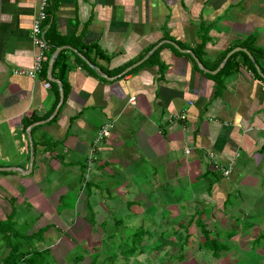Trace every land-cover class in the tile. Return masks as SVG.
I'll return each instance as SVG.
<instances>
[{"label": "crops", "instance_id": "obj_1", "mask_svg": "<svg viewBox=\"0 0 264 264\" xmlns=\"http://www.w3.org/2000/svg\"><path fill=\"white\" fill-rule=\"evenodd\" d=\"M39 2L0 0V221L11 219L20 234L43 229L19 249L55 247L64 257L83 241L81 251L96 254L99 240L90 238L98 226L120 223L118 232L125 218L153 222L188 204L198 207L203 217L194 222L205 225L207 238L205 221L258 225L251 243L262 252L264 0H46L44 60L47 67L56 52L66 64L64 96L57 66L58 83L46 80V68L27 74ZM105 125L108 134L99 136ZM68 192L72 201L62 202ZM169 224L173 235L182 227ZM126 228L125 239L138 229L151 234ZM235 229H225L224 239L238 237Z\"/></svg>", "mask_w": 264, "mask_h": 264}, {"label": "rangeland", "instance_id": "obj_2", "mask_svg": "<svg viewBox=\"0 0 264 264\" xmlns=\"http://www.w3.org/2000/svg\"><path fill=\"white\" fill-rule=\"evenodd\" d=\"M47 173V171L42 170V174L39 173L38 175L42 179H45ZM61 178L62 180L65 179L68 184H73V188L80 187L76 185V179H73V175L61 174ZM141 179L142 177L138 178V180ZM59 183L53 182L52 186H56L58 189H64L63 184L58 186ZM259 189V186L257 187V189H254L253 195L258 194ZM43 193L48 194L49 192L47 190H44ZM74 195L75 194H72L70 192L66 193V195L62 199V202L72 201ZM90 205H93V203H90ZM153 206V204L149 206L151 207L150 210H154L152 209ZM177 206L180 207L182 205L179 206V204H177ZM190 207L192 206L188 204H185L178 210H176V207H172V210H174L173 212L176 214L174 217H159L157 221L153 222H148V220L147 222H144L143 219L138 220L137 217H131L128 219L125 218V220H123V217H121V215H123L122 208H118L116 212V218H121L123 221H125V223L121 225V230L118 232H115L112 229L118 226L120 223L113 225L112 223L106 222L101 227L98 226V230L90 238L91 242H94L92 241V239L99 240V243L101 245V248L99 245L98 250L95 248L92 251L96 254L85 255L84 251H81L80 249V247H82L83 245V241H80L76 244L77 246L72 248V250L64 257L61 255L59 249L57 250V248L55 249V247H52L51 251L48 252V260L50 264H63L60 262L63 260L64 264H69L75 255L82 254L83 260L78 261L77 264H83V261L87 256H89L90 260L94 259L95 264H264V247H261V252V250H259V246L255 249L257 245L253 246L251 243V240L255 236V233H257L258 225H256V227L255 225H253L252 227H250L249 231L247 227L248 224L246 222H244L246 224H244L243 226L242 224L236 223L234 221L229 223H211V221H205L209 236L212 239L214 238L217 240L215 244H220L222 246L224 245L222 252L219 251V256L215 257L212 255V251L214 250V248L211 247V244L202 243L203 240L201 233L199 232L198 226L194 222L195 220H201L203 216H199L196 213L198 208L197 206L192 207L195 214L192 213L193 210ZM231 208H234L235 211L237 210L236 206H232ZM243 209L245 210L246 208ZM250 211L253 217L252 219H256L257 215L255 208H250ZM209 213L210 208H204L203 215L209 217ZM154 217L156 218V215ZM203 219H205V217ZM106 220H108V217H106ZM175 222H177L178 224H175ZM169 223H172V226L179 225V223L180 225H182V227L179 228L180 230L176 228V230L179 231L176 235H173L169 232V230H171L168 228L170 226ZM18 225V229L20 231H23V227H25V224L18 222ZM230 226L235 227V231L239 233L241 237H239L238 235V237L229 240L224 239L226 233L225 229ZM126 227H130L131 231L134 230L133 228L135 227H144L147 228L151 234L142 235V241L138 245L142 248V251L140 253H133L130 256L124 257L121 255L119 250L122 245L131 243L130 239H125L123 237V234L127 231ZM243 228H245V230H242ZM160 229L169 230H166L167 233L165 232L164 234L159 235L158 231H161ZM215 230H218L217 233L220 234L218 235V237L213 236L216 233ZM110 231L113 233V235H115V238L107 236ZM246 231L248 233H246ZM243 232H245L246 234H244ZM24 233L25 232H23V234ZM195 233H197L196 237ZM99 235H101L100 238ZM110 239H112L113 242H116V244H114V246H112L111 248L110 245L112 241ZM40 242L42 241L35 243ZM262 242H264V239ZM256 243L260 244V241H257ZM249 245H252L253 247L251 248L249 247ZM44 246V243L38 244V247ZM4 255L0 254V260ZM85 262L87 263V261Z\"/></svg>", "mask_w": 264, "mask_h": 264}, {"label": "trees", "instance_id": "obj_3", "mask_svg": "<svg viewBox=\"0 0 264 264\" xmlns=\"http://www.w3.org/2000/svg\"><path fill=\"white\" fill-rule=\"evenodd\" d=\"M49 47V45H48ZM59 55H57L53 61L52 67L57 66L58 67V78L61 82V88L63 85V81L61 79V76L64 74L66 69V64L63 62L58 61ZM46 59L44 62H42L41 71L44 73V70L46 68ZM63 96L64 91L62 88ZM58 96L56 95L57 101ZM11 219L0 221V228L5 227L6 231H3V237L4 242L6 244V247H8L7 253L1 257V264H50L48 260V250L47 249H36V250H30V251H23L20 250L19 247L22 245V242L24 241H31L32 239L41 236L43 229L39 228L35 232L31 234H20L19 232L12 231L11 226ZM199 229L203 236V244H211V247L214 248L212 251V255L215 257L219 256V251H221L224 247L220 244H215L217 242L216 239L207 238L206 231L204 230L205 225L201 224L200 221L197 222ZM103 225V224H102ZM9 232L11 236H14L13 241L9 236ZM130 236V244H124L121 246L119 252L122 256L127 257L132 255L133 253H140L141 247H139V243L142 241L141 237L143 235V232L141 229L133 231ZM259 238H256V241H258ZM137 245V246H136ZM218 252V253H217ZM80 256H77L72 259L71 263L69 264H75L79 260ZM94 259H92L93 261ZM92 261L90 264H92ZM95 261V260H94Z\"/></svg>", "mask_w": 264, "mask_h": 264}, {"label": "built area", "instance_id": "obj_4", "mask_svg": "<svg viewBox=\"0 0 264 264\" xmlns=\"http://www.w3.org/2000/svg\"><path fill=\"white\" fill-rule=\"evenodd\" d=\"M46 0H40L38 10L36 13L35 18L32 21L31 24V32H32V41L34 45L36 46L37 52L33 57L31 68L28 70L27 74L28 76L32 77L34 74L39 72L42 67V62L45 58V50L48 47V43L40 36V21L45 17L44 13V6H45ZM44 86H48V82H44ZM108 134L107 125L104 127H101L98 135L99 136H106ZM230 167H220V173L224 176L228 175L230 173Z\"/></svg>", "mask_w": 264, "mask_h": 264}, {"label": "water", "instance_id": "obj_5", "mask_svg": "<svg viewBox=\"0 0 264 264\" xmlns=\"http://www.w3.org/2000/svg\"><path fill=\"white\" fill-rule=\"evenodd\" d=\"M242 50V49H241ZM56 52H53V54L49 57L48 61H47V67H46V80L47 81H54L56 83H58L59 81L52 78L51 76V66L53 64L54 58H55ZM146 57V56H145ZM144 57V58H145ZM62 100V93L61 90H59V99H58V103L56 105V107L54 108L53 113L55 112V110L57 109L58 105L61 103ZM37 123H41V121L37 122ZM29 128L30 126H27L26 128V133L29 136ZM29 147L31 148V142L29 141ZM30 164H31V158H29V168H30ZM6 169H11V168H6Z\"/></svg>", "mask_w": 264, "mask_h": 264}]
</instances>
